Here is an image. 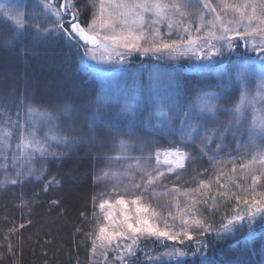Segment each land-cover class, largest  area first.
<instances>
[{
	"label": "trees",
	"instance_id": "obj_1",
	"mask_svg": "<svg viewBox=\"0 0 264 264\" xmlns=\"http://www.w3.org/2000/svg\"><path fill=\"white\" fill-rule=\"evenodd\" d=\"M27 1L29 3L23 6L22 12L27 17L23 28H16L0 12V264H95L91 259V249L99 220L93 202L100 189V175L113 168L114 160L108 157H114L116 137L95 124V134H89L88 125L93 123L91 110L100 90L99 81L85 68L83 48L58 32L37 34L34 21L45 23L47 27H51V23L37 15L43 10L41 7H32V0ZM96 1L72 0L77 5L83 26L91 18ZM48 15L50 13H45L46 17ZM246 55L243 51L237 60L244 62ZM233 58V55H228L226 61ZM156 59L151 56L142 59L137 55L127 62L132 68L126 70V76L136 71L133 66L147 61L170 67L175 70L183 101H190L202 92L222 91L224 88V81L213 68H189L183 63L167 64ZM142 74L144 72H140V77ZM234 88L235 85L222 91L219 105L223 109L230 110L238 98V91L236 95H228ZM224 96L227 99H223ZM21 103L47 112L67 109L68 114L63 115L58 124L63 135L75 139L74 144L60 147L56 152L48 149L56 156L42 158L36 153L29 164L28 153L23 154L18 147L23 144L21 122L13 124L18 111L21 117L24 114ZM135 130L138 134L146 132L140 125ZM5 132L10 133L7 140L2 139ZM120 132L121 139L130 140L121 129ZM161 141L146 148L145 154L141 151L137 155L153 157V150L166 146L165 141ZM191 152L189 160L196 162L184 168L180 178L174 182L183 186L191 178L197 183H209L210 187L203 190L206 196H202L200 191L192 192L191 188L189 191L197 200H207V204L199 203L196 208L219 228L222 222H227L222 218L230 217L236 207L232 194L243 197L249 189L243 190L239 176L240 165L245 159L241 158V151L218 157L202 153L197 142L191 146ZM14 155L17 157L15 160ZM29 167L36 170L35 175H26ZM18 170L25 175L16 176ZM53 178L58 183L49 184ZM6 179H16L18 183L13 185ZM260 183L264 185L263 180ZM263 190L264 187H257V191ZM221 192L225 194L223 197L218 195ZM213 204L215 209L209 211ZM197 216L200 218L199 213ZM196 231H192V241L184 239L183 243L141 238L135 245V255L128 256L126 260L128 264H202V260L203 264L264 262V223L259 218L251 226L245 220L232 232H222L223 238H218L216 231L199 236H196ZM174 248L187 255L167 260L157 257Z\"/></svg>",
	"mask_w": 264,
	"mask_h": 264
},
{
	"label": "snow or ice",
	"instance_id": "obj_2",
	"mask_svg": "<svg viewBox=\"0 0 264 264\" xmlns=\"http://www.w3.org/2000/svg\"><path fill=\"white\" fill-rule=\"evenodd\" d=\"M43 10L37 15L47 22L51 23V27L45 26V23L35 22L34 26L37 34H48L52 35L54 33H61L66 36L71 42L75 40L76 46H80V40L90 41L92 44L99 43L100 33L97 31V26L99 29L105 31L103 40L105 42H111L115 48L123 47L129 52L131 51H143L144 54L149 52H161L164 50L171 52L181 51L183 53L185 50L191 51L193 55H199L203 52L204 45L208 46V51L204 53L205 58H211L214 56H222L225 54L224 48L229 50H234L237 41H243V45L247 51L255 53L254 56L247 57L244 63L233 62V67L236 73L237 87L233 89L228 95H236L239 92L238 98L233 102L231 112L232 121L228 127H225L223 131H219L212 127L209 128L207 125L210 121H214L217 113L221 111L218 105V101L221 96L217 93L202 92L195 100L184 106L183 104L173 105L170 108L171 115L167 113L158 112L157 116L163 115L167 117L168 135L179 134L180 142L176 144L174 149L165 150L163 155L166 157H174L175 165L179 168H184L183 161L190 158V153L184 151L185 145L195 144L197 140H201L200 151L203 153L208 149V145L216 142L218 138H223L226 132L232 131V124L237 126H243L244 123L248 124L249 131V150L252 152V160L249 164L241 165L242 168L250 169L252 163L258 162L262 168H264V12L257 15V7L255 4H232L229 5L226 0H219V3L214 7L211 0H100V15L93 16L92 22L88 24V28L82 27L79 19V13L77 10V5L72 2V0H65L64 3L59 4V6H54L51 0H42ZM251 7L252 14L247 13V9ZM261 7H264V0H262ZM197 8L200 11L197 13V17L200 21L199 26L196 27L195 31L201 33L205 25L209 26L207 30L203 32V35H197L193 37L189 25L192 21L189 19L187 21L180 19L184 17H189L191 15V10ZM220 9L218 11L217 9ZM231 10L234 14H238V19L234 18L224 21V17L221 16V12L227 13ZM212 15L211 19L205 20L204 12ZM50 13L47 17L45 13ZM150 13L151 15L146 17L145 14ZM5 16L14 21L16 28L20 29L24 27V21L27 19L25 14L16 11L15 15H9L5 12ZM55 17L53 20L52 17ZM257 21L255 26L253 21ZM150 21V23H148ZM247 21L246 24L242 22ZM162 22L167 23V28L169 29L168 35L172 34L171 30L174 26L179 25L186 33V36H179L176 40L171 42H164L163 38L158 31V29L153 28L152 35L154 40L156 38L160 39V43H151L150 46L142 47L139 43L140 40L146 39L142 35L143 29L148 23L149 27L153 25H159ZM228 25H235V27H229ZM136 29H139L138 33ZM218 29V30H215ZM215 30V31H214ZM212 41L220 42V46L217 47ZM186 46L182 48L181 46ZM113 49V50H114ZM215 49V51H213ZM85 55L89 54V50L86 49ZM123 55V53H119ZM95 58V57H93ZM259 72L260 81L257 85V91L255 94L249 92V77ZM223 99H227L224 96ZM21 107L25 109L23 117H21L20 112H17V119L13 121V124H19L21 119H23V124H21V133L24 143L18 145V147L32 148V152L28 153V162L32 163L35 158V154L39 153L40 157H47L48 155L56 156L55 152H49L48 147H46L48 139L55 141L57 144L68 143V138L63 134L59 133L56 121L60 119L59 116L49 113V112H37L36 109L32 108L30 105L25 106L21 103ZM67 109L64 110L63 115L66 116ZM130 108H126L125 112H131ZM249 116L251 118L249 119ZM72 119H77V117H71ZM103 117H97L95 113L92 116V124L88 125V131L90 135L95 134V128L93 124L99 126V122L102 121ZM179 122L177 126L176 122ZM41 124H46L50 132H53L51 137H48L44 141H41L37 137L36 130ZM27 128V133L24 130ZM109 132L119 133V128L112 126L107 129ZM236 133L233 132V135ZM10 133L5 132L2 139L7 140ZM259 138V142H258ZM116 145L118 155L115 157H108L109 160H120L127 159L128 153L132 150L133 146L121 139L118 142L114 140ZM221 145L217 143V149ZM141 151L145 149L141 147ZM157 163H159L161 152L158 150L154 153ZM214 158V157H213ZM17 159L14 155L13 160ZM138 163L137 167H140L139 160L141 158H136ZM151 160L152 156L144 158ZM165 163L169 165L168 171H173L172 160H166ZM7 167V165H4ZM131 167V166H129ZM42 172V170H40ZM143 175L141 177L142 182L133 183L134 188L143 187L145 191L148 190L156 181L164 176L163 172L158 170L149 171L145 167L142 169ZM235 172V167L233 168ZM36 174V170L32 167L28 168L26 175L32 176ZM124 175H130L126 170ZM222 174V173H221ZM25 175L21 171L16 172V176ZM109 175H119L117 172L105 171L103 173L104 177ZM264 176V172L260 175L252 176V184L249 189L246 190V195L243 197L233 193V197L236 200V207L233 209V214L229 216H224L222 219L226 220V223H221L219 228H216L211 224L207 217H204L203 213L196 208L199 203L207 204V200H197L195 196H190V204L185 205L184 209H181L177 205V210L180 212H191L192 216L190 219H181L182 228L179 232H173L168 230L167 225L164 230H161L159 226L152 223V218L156 217L158 213L154 209H150L147 206H138L137 213H145L149 215L140 216L137 215L135 219L130 218L125 215L123 221L118 225L117 230L110 232L107 235L106 228L101 227L99 229V237L101 248H107L112 245V242L116 238L121 240L126 239L130 241L124 245L123 251L128 254L129 257L134 256V246L139 243L141 238L144 237H156L157 239L166 238L167 240L176 241L179 240L180 243L184 242V239L192 241L194 239L193 232L189 229L198 230L196 231V236L202 235L205 232L216 231L218 238H223L220 234L230 233L233 229L241 224L243 221H247L248 225L251 226L259 221L264 223V191H257V187H264L261 185V178ZM37 180L40 176H36ZM217 182L219 181V176H217ZM6 182L11 184L18 183L16 179H6ZM58 183L54 178L49 181V184ZM205 187H210L209 184H205L203 181L199 182L197 189H192V192L200 191L202 196L207 194L201 191ZM188 195V193H184ZM223 197L225 194L223 192L218 194ZM212 199H215L214 197ZM140 196H137L135 200L132 201L133 204H138ZM117 203L124 205L126 202L123 199L117 201ZM243 203L244 207L241 208L240 204ZM106 205L110 208L111 204L107 200H103L99 203V207L104 209ZM216 205L213 204L209 211L215 209ZM197 213L200 214V218L197 217ZM106 219L111 220L112 216L109 213ZM175 219V217H174ZM201 244L203 242L201 241ZM116 248L119 250L120 245L117 244ZM95 249V245H94ZM196 251H199L197 249ZM193 255L196 252L192 253ZM101 255H106V252H102ZM163 255L168 257H182L187 255L184 251L176 250L175 248L171 252H165ZM121 264H128L125 256L123 254H118L116 257ZM203 264V260H202Z\"/></svg>",
	"mask_w": 264,
	"mask_h": 264
},
{
	"label": "rangeland",
	"instance_id": "obj_3",
	"mask_svg": "<svg viewBox=\"0 0 264 264\" xmlns=\"http://www.w3.org/2000/svg\"><path fill=\"white\" fill-rule=\"evenodd\" d=\"M60 2V0H51V3L54 6H59ZM106 2L107 0H105V3ZM168 2L171 3V0H168ZM211 2L212 5L215 7L219 3V0H211ZM226 2L229 5L245 3H248L250 5L255 4L257 7V15H260L261 12H264V7H261L262 0H226ZM27 3H29L27 0H0V12L4 18L8 19L5 16V12H8L9 15H15L16 11L22 13L23 8L26 6ZM31 6H38L43 9L42 0H32ZM217 10L220 11L219 8ZM199 11L200 9L194 8L191 10V15L189 17L180 18L185 21L189 19L192 21V23L189 25V28L193 37H196L197 35L202 36L203 32L209 27L205 25V28L202 29L201 33H197L195 31L196 27L199 26L200 23L197 17V13ZM247 13L252 14L251 7L247 9ZM91 15V18L84 26L85 29H87L88 24L92 22L94 15H100V0L96 1V7L92 10ZM150 15V13L145 14L146 17ZM212 15L214 14H208L205 11V20L211 19ZM221 16L224 17V21L226 24L229 20H232L234 18L238 19V14H234L230 9L227 11V13L222 11ZM12 22L15 25L14 21ZM148 23H150V21H148ZM148 23H146L142 32V35L145 36L146 39H142L139 41L142 47L150 46L153 42H161L159 38H156L154 40V37L151 34L153 28L158 29L164 42H171L172 40H176L179 36L187 35L183 32V29L179 27V25L174 26V28L171 30L172 34L169 36V29L167 28L166 22H162L159 25H153L152 27H149ZM246 23L247 21L242 22L241 27L243 26V24ZM256 23L257 21L254 20L253 25L255 26ZM228 26L235 27V25ZM97 31H99L100 36L99 43L96 47L89 48L85 42H80V47L83 48L84 53L86 49L89 50L88 55L84 54L85 68L90 72L93 77H95L99 81L100 92L97 95L94 106L91 110V119L93 113H95L97 117H103L102 121L99 122L100 127L105 128V130L109 129L112 126L118 127V134H116L115 132H110L114 134V137H116L114 140H116L117 142L121 140V129L127 137H130L129 141L125 139L123 140L131 144L133 148L128 153L129 158L114 160L112 162L113 168L109 171L117 172L119 173V175H109L108 177H104V172H102V174L100 175L101 177H99L98 185L100 189L97 192V195L94 197L95 199L93 202V208L96 209L95 211L99 221L98 226L96 228L97 231L93 239L94 243L91 249V259L92 262L95 264H116L115 261L118 262L117 264H121V262L117 260L116 257L118 256V254H123L125 258L128 257V254L123 251V248L124 245L130 243V241L126 239L121 240L120 238H116L113 240L112 245L110 247L101 248V241L100 239H98L99 229L101 227H105L107 230L105 235L110 232H114L115 230H117L118 225H120V223L123 221L125 215H128L132 219H135L137 215H149L145 213L138 214L136 211L138 206H147L150 209H154L158 213L156 217L152 218V223L159 226L161 230H164L167 225L168 230L173 232H179L182 228L181 219H190L192 213L178 211L177 205H179L181 209H184L185 205L190 204L189 197L194 196V194L190 193L191 191H189V189H197L199 186V183L190 180L191 178L186 180L185 182H188L183 186L174 182L180 178L182 174L181 172L184 171V168L190 165H194L196 161H191L187 159L183 161L184 168H179L175 165L174 157H166L163 155V152L165 150L175 148L176 144L180 142V136L179 134L168 135L167 117L163 115H156V113L158 112H163L167 113L168 115H171L170 108L173 105L183 104L184 106H187L188 104L192 103L195 98L199 95L195 96V98L191 99L190 101H183V98L181 97V90L178 86V81L175 76V70L170 67H162L161 64H159L158 62L154 63L147 61L145 63H140V66H133L136 71H133L129 76H126V70L132 68L130 65L127 64V62L136 57L137 55L143 54L158 58L167 64L183 63L189 68H213L216 71L217 76H219V78L224 81L223 90H226L228 88L233 87L234 85L237 87L236 73L233 67V62L244 63L247 59L246 58L244 62H241L237 60V56L243 53V51L245 54H247L246 56L248 57L254 56L255 53L247 51L245 47L242 51L241 42L243 41H237L234 50H229L225 47L224 55L214 56L211 58H205L204 56V53L208 51L207 45H204L203 52H200L199 55H193L191 51L187 50H185L183 53H181V51L179 50L171 53L167 50H164L161 52H149L147 54H144L142 50L139 52H129L123 47L114 49V46L111 44V42H105L103 40L105 31L103 29H99L98 26ZM136 31L138 33L140 32L139 29H136ZM212 43L216 44L217 47L220 46V42L212 41ZM181 47L186 49V46L184 45H182ZM213 51H215V49H213ZM119 53H123V55H120ZM228 55H233V60H228L227 62L226 58ZM140 72H144V74H142V77H140ZM259 81V72H256L255 74L249 77L248 87L249 92L251 94L256 93ZM222 91L209 92L217 93L222 98ZM219 102L220 100L217 102L218 105ZM126 108H130L132 111L126 113ZM219 108L221 109V111L217 113L215 120L210 121L207 125L209 128H216L218 132L223 131L225 127H228L233 119L231 109H223L220 105ZM36 110L37 112H47L44 110ZM64 110L65 108L57 109L49 113H53L59 116L61 119ZM250 118L251 116H249V119ZM60 119L56 121L59 133H61L58 124ZM21 124H23V119L21 121ZM176 124L178 126L179 122L177 121ZM139 125L145 129L144 131L146 132L144 134H138L136 132L135 128L139 127ZM231 127L232 131L226 132L223 138H218L216 142L209 144L208 149L204 153H209L214 157H218L222 154L230 155L231 153L241 151V158L245 159L241 165L249 164L252 160V152L249 150L248 144V124L246 122L243 124V126H240L238 129L235 124H232ZM24 132L25 134L27 133V128H25ZM233 132H235L236 134L233 135ZM36 134L37 137L41 139V141H44L48 137H51L53 135V132L49 131L48 126L46 124H41L37 128ZM64 136L66 135L64 134ZM67 138L68 143L66 144H57L55 141L48 139L46 147H48V149H54L56 152L60 147L65 148L66 145L74 144L75 139L73 140L69 137ZM161 140L165 141L166 146L162 147L161 149H158L161 152L159 163H157L156 157L154 155V153L158 151H155L156 149L153 150V157L151 160L144 159L146 157L142 158L143 156L139 157L137 155L139 152H141V147L145 149L144 151H142V153L145 154L144 152L146 151V148L161 143ZM21 142L24 143L23 139L21 140ZM196 142L197 144H201V140H197ZM217 143L221 145L219 149H217ZM231 143L233 144L232 146ZM228 144L230 145V148L228 147ZM192 145L194 144L184 146V151L190 153V157L192 155ZM20 148L21 151H23V154L26 155L27 153L33 151L32 148ZM112 154L114 157L118 155L116 145L113 146ZM138 157L141 158L139 160L140 167H137L138 161L136 158ZM166 160L173 161V171H168L169 165L165 163ZM241 162L242 160H240V163ZM241 165V171L239 172V176L240 180L243 181V190L245 191V188H249V186L252 184V176L260 175L262 172H264V168H262L258 162L252 163L250 169L242 168ZM145 167L149 171L158 170L164 173V176L158 181H156L152 186H150L147 191H145L143 187H133V183L142 182V169H144ZM126 170L130 173V175L123 174ZM186 173H188V171ZM125 179L127 181H125ZM261 180L264 181V176H262ZM166 181L170 182L166 183ZM206 189L207 187L201 190L206 191ZM184 193H188V195L186 196L184 195ZM137 196H140V200L138 201V204H133L132 201L135 200ZM120 199H123L126 203L124 205L117 203V201ZM103 200H107L111 204V207L109 208L106 205L104 209H101L99 207V203ZM240 205H242V208L244 207L243 203H241ZM109 213H111L112 216L111 220L105 218L109 215ZM189 230L193 231V229ZM166 240V238H160V241L165 242ZM117 244L120 245L119 250L116 248ZM102 252H106V255H101ZM157 257L162 260H167L169 258H173L174 256L168 257L163 254H159L157 255Z\"/></svg>",
	"mask_w": 264,
	"mask_h": 264
},
{
	"label": "water",
	"instance_id": "obj_4",
	"mask_svg": "<svg viewBox=\"0 0 264 264\" xmlns=\"http://www.w3.org/2000/svg\"><path fill=\"white\" fill-rule=\"evenodd\" d=\"M65 2V0H62L61 2H60V4L61 3H64ZM82 27H84V26H82ZM75 41V40H74ZM80 42H85L86 43V45L89 47V48H92V47H96L98 44H92L90 41H84V40H80ZM241 44H242V50L244 49V45H243V42H241ZM140 58H142V59H147V55H143V54H139L138 55ZM155 60H157L156 58H154Z\"/></svg>",
	"mask_w": 264,
	"mask_h": 264
}]
</instances>
